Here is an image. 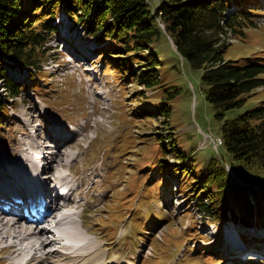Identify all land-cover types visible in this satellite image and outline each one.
Masks as SVG:
<instances>
[{
	"label": "rangeland",
	"instance_id": "obj_1",
	"mask_svg": "<svg viewBox=\"0 0 264 264\" xmlns=\"http://www.w3.org/2000/svg\"><path fill=\"white\" fill-rule=\"evenodd\" d=\"M242 6L257 8L256 23L246 30V37L229 36L232 45L227 56L264 57V0H247ZM78 23L61 10L54 23L55 33L47 43L50 49L39 51L42 63L37 69L29 68L33 75L47 76L43 81L31 80L29 73L22 74L18 67L10 68V75L23 83L17 95L8 92L5 79L0 77V96L7 98V111L0 120V168L10 165L28 171L29 161L21 159L24 152L34 151L43 140H50L46 150L63 142L64 155L55 162L56 167L47 172L42 164L38 175L45 181L51 176L60 183L55 173L58 169L66 184H72L60 195L62 202L65 196L70 199L60 210H78L76 224L82 239L85 236L82 242H87L84 251H79L84 264H230L229 254H240L229 251V242L239 240L240 233L247 245L245 251L250 249L241 253L243 261L258 263L251 257L253 253L263 256L264 204L253 217L240 220L228 212L219 223L208 219L196 194L188 196L187 186L196 179L184 178L182 184L181 178L170 172L171 163H165L176 162L177 157L170 150L166 154L156 133L169 126L163 117L139 115L145 105L155 108L158 93L142 92L144 87L120 72L117 59L109 63L111 60L98 51L102 46L96 44L97 36ZM167 48L168 44L163 45V53L169 54ZM201 75L202 70L187 62L165 75L168 83L181 88L171 102L169 130L176 132L186 154L193 153L199 176L217 155L216 144L210 143L213 140H208L207 134L218 133L213 110L201 90ZM137 96L140 100H135ZM262 100L264 87L252 94L249 105ZM66 130L71 136L61 138ZM220 151H224L222 146ZM160 160L165 165L162 172L155 165ZM256 185L257 195L252 194L255 202L264 196V181ZM16 190L23 191L22 187ZM10 239L0 242V264H25L18 247H7ZM59 242L49 241L45 250H55ZM60 249L70 256L77 252L68 244Z\"/></svg>",
	"mask_w": 264,
	"mask_h": 264
},
{
	"label": "trees",
	"instance_id": "obj_2",
	"mask_svg": "<svg viewBox=\"0 0 264 264\" xmlns=\"http://www.w3.org/2000/svg\"><path fill=\"white\" fill-rule=\"evenodd\" d=\"M246 1L0 0V77L9 93H20L23 83L8 70L16 65L25 74L41 65L39 51L50 49L47 43L55 33V20L66 10L97 36L95 42L102 46L99 51L109 63L117 59L120 72L144 87L142 92L158 93L155 108L145 105L139 115L163 117L169 126L156 133L166 154L170 150L177 157L176 162L165 163H171L170 172L180 177L182 184L184 178L196 179L187 186L188 196L196 194L208 219L219 223L228 212L240 220L253 217L264 204V193L261 200L252 198L258 192L255 184L264 181V100L251 105L249 101L264 87V57L227 56L232 45L229 36L246 37V30L256 23L257 8L243 7ZM167 44L169 54L163 53ZM183 62L202 70L201 90L213 110L218 132L208 135V140H213L210 143L216 144L217 155L201 176L193 153L186 154L176 132L169 130L171 102L181 88L168 83L165 75ZM44 78L47 76L35 73L32 77L34 81ZM6 99L0 96V120L7 111ZM155 165L161 172L165 168L162 160Z\"/></svg>",
	"mask_w": 264,
	"mask_h": 264
},
{
	"label": "bare ground",
	"instance_id": "obj_3",
	"mask_svg": "<svg viewBox=\"0 0 264 264\" xmlns=\"http://www.w3.org/2000/svg\"><path fill=\"white\" fill-rule=\"evenodd\" d=\"M63 133L64 134L61 136V138H67L71 136V131L69 130H66ZM46 141L50 142V140H46ZM46 141L43 140L41 143H39V145H37V148H35L34 151L29 152L28 154L24 152L23 155H21L22 160L27 161V162L29 161L28 166H29V170L31 171L30 173H32L30 178H25L24 171L22 170L21 167L15 168L13 166L7 165V166L0 168V187H2L5 184H10V182L14 183L10 185L11 190L14 193L20 194L21 192H18L16 189L21 187L20 185L27 184V180H28L29 182H32L34 186L42 190L45 189L46 192L53 195L56 200H58V198L60 199L59 202L57 201L58 204H56V206L53 209L55 211V210H60L62 206L66 205V202L68 203L70 201V199L67 196H65L66 200L65 202H62L60 194L59 193L56 194L55 190L51 187V183H55V184H59V183L56 182V180L51 176L47 178L49 179V181H45L43 178L40 177V175H38V171L42 164H45V171L47 172H51L53 170L51 168L56 167L55 162L60 161L59 159H61L64 155V151L62 147L63 142L57 145L56 148H54V150L52 149L46 150L44 149V146L47 145ZM41 152H46L44 153V157L42 156ZM5 167L10 168V170H8ZM12 170H14V172H19L21 174V176L17 174L15 175L19 180V183H18L19 185L15 183L16 178L14 177ZM45 171L43 175L45 174ZM4 177H7V179H4ZM2 181H5V182L1 184ZM33 185H32V188H34ZM69 213L74 215L76 214V211L71 210ZM54 218L55 216L54 214H52L51 218L48 221L50 222ZM79 233H81V228L77 226L74 232H71L69 235H67L68 241L73 242L71 246H74L75 251H77V252H74L72 256H70L66 252H63V250L60 249L62 247V244L63 245L68 244L67 240L64 237L61 238L60 242L58 243L60 244V247H56L55 250L53 249L45 250L47 248V244L49 241L51 243L58 239L55 236L56 234L54 231L50 230L46 226L35 227L29 224L28 225H25L22 223L20 224L19 221H12L9 218L8 220H6L4 213L0 211V242H3V240L5 239H6L5 240L6 242L10 238H14V239H10L11 242L9 243V245H7V247L9 248L18 247L19 248V249L17 248L18 255H20V257L22 256L25 257L26 262L23 261L25 264H84L83 262H85V260L81 259L83 253L79 251H84V248L87 242H84V241L82 242V240H85V236L83 237L84 239H82V234H79ZM84 234L85 233L83 232V235ZM42 235H46L47 238L44 239ZM235 238H230V239L234 240ZM87 239L90 240L92 238L87 237ZM238 239L239 240L237 241L229 242V246H230L229 251H238L239 253L248 252L250 249L248 251H245L246 243L243 241L241 233L239 234ZM25 241H28V242L30 241V243L24 244ZM241 251H244V252H241ZM68 258H71L70 263L67 262ZM99 264H102V263H99ZM230 264H232V262Z\"/></svg>",
	"mask_w": 264,
	"mask_h": 264
},
{
	"label": "water",
	"instance_id": "obj_4",
	"mask_svg": "<svg viewBox=\"0 0 264 264\" xmlns=\"http://www.w3.org/2000/svg\"><path fill=\"white\" fill-rule=\"evenodd\" d=\"M256 187H258L256 184H255Z\"/></svg>",
	"mask_w": 264,
	"mask_h": 264
}]
</instances>
